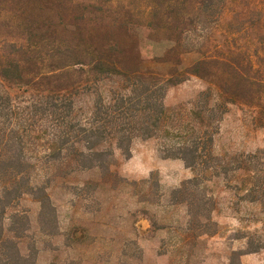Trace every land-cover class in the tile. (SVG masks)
<instances>
[{
  "label": "trees",
  "instance_id": "1",
  "mask_svg": "<svg viewBox=\"0 0 264 264\" xmlns=\"http://www.w3.org/2000/svg\"><path fill=\"white\" fill-rule=\"evenodd\" d=\"M143 38L157 49L149 59ZM190 76L204 88L164 105ZM82 93L93 96L86 109L75 105ZM229 105L264 127V0H0V264H36L24 195L38 204L37 233L54 235L47 189L89 169L99 176L80 181L81 197L126 184L110 169L113 151L128 158L137 138L157 139L163 158L191 171L171 192L185 206L182 243L217 230L208 182L264 200V146L214 150Z\"/></svg>",
  "mask_w": 264,
  "mask_h": 264
},
{
  "label": "rangeland",
  "instance_id": "2",
  "mask_svg": "<svg viewBox=\"0 0 264 264\" xmlns=\"http://www.w3.org/2000/svg\"><path fill=\"white\" fill-rule=\"evenodd\" d=\"M155 51L143 38L141 55L149 59ZM110 85L101 84L100 89L104 93ZM203 88L200 79L190 76L168 87L163 103H184ZM92 99L82 93L75 97V105L86 109ZM250 115L244 107H227L213 138L215 152L248 153L264 146V127H254ZM110 169L127 183L114 189L104 185L94 192L87 187L81 197L80 181L99 176L97 169H89L68 177V186L58 182L47 189L57 229L51 236L37 233L38 204L29 195L21 198L30 232L36 233V264H229L231 251L237 250L242 251L239 264H264V200L248 202L220 179L208 182L217 230L182 243L185 206L173 204L171 192L191 176L183 162L163 158L157 139L137 138L131 142L128 158L114 149ZM24 247L21 243L22 251Z\"/></svg>",
  "mask_w": 264,
  "mask_h": 264
}]
</instances>
